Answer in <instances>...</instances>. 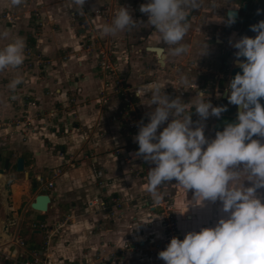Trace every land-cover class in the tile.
<instances>
[{"label":"rangeland","instance_id":"rangeland-1","mask_svg":"<svg viewBox=\"0 0 264 264\" xmlns=\"http://www.w3.org/2000/svg\"><path fill=\"white\" fill-rule=\"evenodd\" d=\"M24 1L28 2V0ZM64 1L67 6V26L71 29L70 35L77 38L76 45L70 48L57 47L52 50H42V39L47 43L49 34L57 32L59 27L51 25L50 21L45 22L47 17L44 15L31 16L33 21H28V26H24L28 28L25 32L26 34L29 32V35L25 41L23 64L16 69L8 68L0 71V148H7L11 144L16 152H12L13 154L11 153L9 157L15 154L28 157L29 154L21 151V148L29 138H42L52 132H56L57 137L69 136L68 133L72 132L70 130L77 120L74 114L80 107L94 103L96 109H103L107 102L118 99L119 108L110 117V121L117 123L125 134L127 153L122 152L121 148H116L114 155L120 157L121 162L128 166L127 171L132 178L147 184L148 170L146 166L141 165L135 153H132V150L138 146L132 136L134 130L130 127L140 125L141 122L146 125L150 122V117L144 104H139L133 95L137 90L131 89L126 84L128 77L130 79L131 76L138 74L146 77L144 82L152 80L161 82L164 94L170 99L179 98L185 104H190L197 93L202 91L213 107H225L226 111H223L219 117L210 114L205 120H201L194 105L189 109L193 127L197 121L203 123L204 135L209 141L215 139L217 132L224 130L223 126H220V129L215 131L217 120L225 125L237 123L234 120L235 105L229 102L228 96L222 98L224 90L228 87L230 70L236 67L234 60H237L235 53L238 50L233 44L243 36L255 38L258 33L252 31L251 26L264 20V3L255 7L248 25L239 26L234 23L222 26L216 9L218 0H201L199 9L189 10L190 27L182 41L189 46V52L180 56H172L170 46L160 39L154 26L148 24V14L140 11V6L148 3L149 0H98L92 11L87 4L93 0H85L83 14L78 11V6L74 5L73 0ZM120 7L128 9L137 26L116 35H104L101 26L110 23ZM31 10L33 7L20 9L16 14L4 11L0 13V20L15 25L18 18H23L25 12ZM249 12L250 9L247 13L250 14ZM149 46H157L166 50L168 58L164 67L158 65L152 54H147L149 52H146L144 48ZM75 48L78 51H75ZM103 59L107 61L109 68L102 64L105 61ZM85 61L88 64H95V73L101 81V87L91 101H79L77 99L78 87H73V82L82 73L81 70L91 71L90 66L84 65ZM69 65L73 66L69 67ZM13 70L22 72V83L15 91L8 87L10 83L8 77ZM185 78L188 83L184 82ZM147 97L150 98V94H147ZM122 98L130 101V107H127L129 103L122 101ZM260 101L262 102L261 99ZM171 120L170 116L168 121L158 128V134ZM66 130L67 133H65ZM252 138L264 144V137L254 135ZM59 156L62 155L59 154ZM88 157V153L83 155L84 160ZM29 160V162L32 161L31 157ZM242 168L241 164L240 169ZM35 173L38 172H30L33 176L36 175ZM242 183L245 187L252 186V182L246 179ZM167 184L166 182L160 191L170 195L175 207L174 210L165 209V211L160 207L154 208L162 218V230L163 232H184L185 230L191 232V229L180 225L181 222L189 221L185 215L190 212L183 213L181 208L185 207L186 211L187 208H191L192 211L190 201L194 199V190L185 191L184 189L183 194L180 192L179 195L184 196V201H182L179 200V196L175 199L173 189ZM257 194L264 196V188L257 189ZM114 200L120 204V207L116 208L119 210L122 203L117 199ZM111 203L109 200L106 212L109 217L113 218L119 213L109 210L112 207ZM151 205L155 206L153 199ZM193 213L194 211L192 215ZM144 250L143 248L141 253H144Z\"/></svg>","mask_w":264,"mask_h":264},{"label":"crops","instance_id":"crops-1","mask_svg":"<svg viewBox=\"0 0 264 264\" xmlns=\"http://www.w3.org/2000/svg\"><path fill=\"white\" fill-rule=\"evenodd\" d=\"M97 1H89L87 7H91L92 11ZM263 3L264 0H218L216 9L220 15V23L222 26L234 23L243 26L241 11L250 9L251 15L255 7ZM245 4L246 9L243 10ZM26 7H33V10L25 12V16L18 18L15 25L0 20V34L8 33L7 38L0 36V47H4L16 37L26 41L29 32L26 34L25 31L28 28L24 26H28V21H33L31 16L40 15L47 17L45 22L50 21L51 25L59 27L57 32L49 34L47 43L42 39V50H52L57 47L70 48L76 45L77 38L70 35L71 29L67 26V6L64 0H28V2L22 0L18 6L11 5V0H0V13L9 11V14H16ZM228 10L238 11V17L232 24L227 22ZM146 48L144 49L148 52ZM75 51H78L77 48ZM147 54H152L158 62L154 53ZM163 54L165 63L168 58L165 49ZM84 65L90 66L91 71L81 70L82 73L73 82V87H78L79 101H91L99 91L101 81L95 73V64H88L85 61ZM72 66L69 65V67ZM21 74L22 72L13 70L8 78L11 82L18 76L22 77ZM127 79L126 84L135 90L142 84L157 83L160 87L162 85L155 80L144 82L146 77L140 74ZM147 94L151 96L149 92L143 98H136L139 104H144L149 114L157 106L146 104L149 99ZM95 105L90 103L77 110L74 114L77 120L70 130L72 132L68 133L69 136L57 137L58 134L52 132L42 138H29L21 148V151L29 154L28 157L17 154L9 157L12 152H16L11 144L7 148H0V169L4 168L5 160L9 159L7 170L3 176H0V264H16L15 260L8 259L6 255L14 249L18 254L23 251L40 250L44 237L32 229L34 224L54 226L60 221L63 222L65 217H68V222L51 240L47 248L52 264H90L89 260H93L98 253L105 256L112 250V246H118L124 242H142L144 253L137 255L127 253L110 257L103 264H165L158 254H149L147 251L152 244L160 243L164 235L161 226L162 218L151 205L152 197L146 191L147 184L132 178L128 174V166L121 162L120 157L114 155L116 148H121L122 152L127 153L125 134L117 123L110 121V117L119 108L118 99L107 102L103 109H96ZM85 153H88L89 157L84 160ZM30 157L31 162H29ZM17 158L24 160L22 173L15 172L14 165ZM29 168L32 169L29 170ZM57 171L59 174L53 178ZM30 172L38 173L33 176ZM38 179H42L44 183L51 180L53 187L41 190ZM7 183H10L9 195L4 189ZM167 183L173 189L175 199L179 196V200L184 201V196L179 195L180 192L183 194L184 189L182 190L178 182L173 179ZM39 194H47L50 198V204L45 213L30 208ZM98 196L106 204H109L111 199L119 200L122 203L119 210L113 207L109 209L113 212L117 211L119 215L111 218L107 212H92V209L87 208V202ZM190 202L194 213L191 220L180 223L182 227L199 232L201 228L215 227L221 217H227V214L222 211V202L219 200L215 202L205 200L202 205L198 204L199 201L196 199ZM15 239L25 241L26 248L24 250L16 248Z\"/></svg>","mask_w":264,"mask_h":264},{"label":"clouds","instance_id":"clouds-1","mask_svg":"<svg viewBox=\"0 0 264 264\" xmlns=\"http://www.w3.org/2000/svg\"><path fill=\"white\" fill-rule=\"evenodd\" d=\"M21 3L22 0H11L13 6ZM73 3L83 14L85 0ZM200 7L201 0H149L140 6V11L148 14V24L170 46V54L180 56L190 50L182 43L190 27L189 10ZM227 22H235V13L228 14ZM136 26L128 9L120 7L101 31L112 36ZM251 30L258 33L255 38L243 36L233 44L238 50L237 66L243 74L237 73L226 90L229 102L242 110L238 112V122L227 124L215 139L209 141L203 123L197 121L193 127L191 120L189 109L193 105L201 120L210 114L219 117L226 111L225 107H213L204 92L199 91L190 104H185L179 98L170 99L157 83L137 88L140 98L151 92L147 105H157L148 114L150 122H141L134 137L139 145L135 155L155 164L148 171L146 187L153 202H163L165 194L160 188L175 179L186 191L194 190L198 204L219 200L227 214L215 227L188 232L183 240L173 237L166 250L158 254L165 264H264V197L257 194V189L264 188V144L252 138L264 137V107L260 103L264 98V20L252 25ZM0 36L7 38L8 33ZM25 47L23 38L16 37L0 48V71L21 66ZM184 82L188 83L186 78ZM21 83L18 76L8 87L15 91ZM170 116L171 122L158 134V128ZM245 179L252 186L245 187Z\"/></svg>","mask_w":264,"mask_h":264},{"label":"built area","instance_id":"built-area-1","mask_svg":"<svg viewBox=\"0 0 264 264\" xmlns=\"http://www.w3.org/2000/svg\"><path fill=\"white\" fill-rule=\"evenodd\" d=\"M105 60V59H103ZM103 65H105L106 68L108 67L107 61H103L102 62ZM124 95V93H123ZM133 95L135 97H137L136 92L133 93ZM125 98V96H124ZM122 98V101H126L127 103H129V105L127 104V107H130V101L127 99ZM139 126L140 125H136V126H131L130 129L134 130V133H132V136L135 137L138 132H139ZM137 143V142H136ZM138 148H136L135 150H132V153L138 152L139 149V145L137 143ZM139 161H141V165L146 166V170H150L151 168L155 167V164L151 163V162H147L145 161L143 158L140 159ZM57 174H59V171H57L54 175L53 178L57 177ZM100 175V173H99ZM38 182L40 183V187L41 190H45L46 188L50 189L53 187V182L50 180L47 183H44L42 181V179H38ZM163 192V191H162ZM164 195V200L161 204L157 205L155 204V206H153V208L155 207H160L163 211H165V209L167 210H174L175 207V203L173 202V200L171 199L170 195L167 194V192H163ZM47 195V194H44ZM111 206L115 209V208H119L120 204L118 202H116L114 199H111ZM87 208L92 209V212H106L108 211V206L107 204L101 200V198H95L94 200H91L89 202H87ZM181 211L184 212H189V214H186V218L188 220L191 219V215H192V211L191 208H181ZM40 213H44V212H40ZM114 213V212H113ZM68 217L64 218V221H60L59 223H57L54 226H47L45 224H34L32 226V229L37 231L39 234H41L44 237V242L40 248L39 251H31V252H25L23 251L22 253L18 254L17 250L14 249L11 252H7V258L11 259V260H15L16 264H52L51 263V256L47 253V248L51 242V240L59 233L60 229L65 225L66 222H68ZM176 222H177V218H176ZM176 228L177 224H176ZM190 232L189 230H185L184 232H164V235L162 237V241L160 243H154L152 244L149 248H148V252L149 254H156L157 251H160L161 249L166 250L167 245L170 243L171 239L173 237H176L180 240H183L185 235ZM14 245L16 248L22 249L24 250L26 248V243L23 240H16L14 242ZM144 245L143 243H131V242H126L123 245H114L112 246V250L109 251V253L105 256H102V253H98L97 255L94 256V259L89 260L90 264H103L105 263L110 257H116V256H122L125 255L127 253L129 254H140L142 249H143Z\"/></svg>","mask_w":264,"mask_h":264},{"label":"water","instance_id":"water-1","mask_svg":"<svg viewBox=\"0 0 264 264\" xmlns=\"http://www.w3.org/2000/svg\"><path fill=\"white\" fill-rule=\"evenodd\" d=\"M245 9H246V4L243 7V10H245ZM229 13H235V20L237 19V17H238V11L237 10H228L227 13H226L227 18H228V14ZM146 50L148 52H152V53H154L156 55V57L158 59V63H159L160 66H164L165 65V63H164L165 56L163 54V48H160V47H147ZM234 62H237V60H234ZM237 73L243 74L242 73V69L239 68V67H233L230 70V73H229L230 77H229V81H228V86H229L231 80L234 79V77H235V75ZM227 89H228V87H227ZM226 90L223 92L222 98H226V96L228 95V92ZM234 110H235L236 119L238 120V112L240 111V106L235 105L234 106ZM0 159H1V157H0ZM4 164H5L4 168L0 169V176H3L4 172L7 170V167H8V164H9V159H6ZM14 168H15V172L16 173L24 172V160L22 158H17L16 161H15ZM9 184L7 183V184L4 185V189L7 190V195L10 194ZM33 190H34V192L36 191L35 188ZM49 204H50L49 196L48 195H44V194H39L35 198L34 202L30 205V208L32 210H34V211L44 212L45 213L48 210Z\"/></svg>","mask_w":264,"mask_h":264},{"label":"trees","instance_id":"trees-1","mask_svg":"<svg viewBox=\"0 0 264 264\" xmlns=\"http://www.w3.org/2000/svg\"><path fill=\"white\" fill-rule=\"evenodd\" d=\"M240 14H241V17H243V18H242L243 26L248 25L249 19H251V15L248 14L247 11H244V12L241 11ZM242 60H244V59H242ZM225 100H226V99H225ZM261 100H262V102L260 101V103H261L262 107H264V98H261ZM232 110H233V109H232ZM234 120H235L236 122H238V120L235 118V110H234ZM220 126H227V125L223 124L222 121L218 120L217 130L220 129Z\"/></svg>","mask_w":264,"mask_h":264},{"label":"bare ground","instance_id":"bare-ground-1","mask_svg":"<svg viewBox=\"0 0 264 264\" xmlns=\"http://www.w3.org/2000/svg\"><path fill=\"white\" fill-rule=\"evenodd\" d=\"M236 67H238V66H237V62H236ZM241 110H242V109H241V107H240V111H241ZM3 235H4V234H3Z\"/></svg>","mask_w":264,"mask_h":264}]
</instances>
